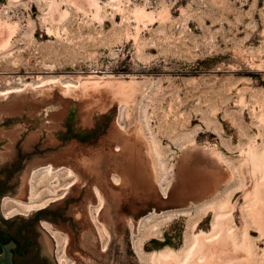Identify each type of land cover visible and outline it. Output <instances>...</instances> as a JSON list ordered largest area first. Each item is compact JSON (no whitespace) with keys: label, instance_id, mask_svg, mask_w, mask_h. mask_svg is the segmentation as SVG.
I'll return each instance as SVG.
<instances>
[{"label":"rangeland","instance_id":"rangeland-1","mask_svg":"<svg viewBox=\"0 0 264 264\" xmlns=\"http://www.w3.org/2000/svg\"><path fill=\"white\" fill-rule=\"evenodd\" d=\"M40 211L53 264L184 259L218 215L264 264V0H0V226Z\"/></svg>","mask_w":264,"mask_h":264},{"label":"bare ground","instance_id":"bare-ground-1","mask_svg":"<svg viewBox=\"0 0 264 264\" xmlns=\"http://www.w3.org/2000/svg\"><path fill=\"white\" fill-rule=\"evenodd\" d=\"M91 77L93 78V80L98 77L100 78V76H97V75H94ZM90 78H88L89 80H85L86 82L83 85L87 87L88 84L90 85L95 84L97 86L99 82L96 80L91 81ZM80 83L82 84L81 81ZM89 86L87 88H89ZM86 87L84 88L86 89ZM71 88L73 87L68 86L69 90ZM44 170L47 175H54V176L58 175L63 170H66L67 175L75 174L71 168H66V169L58 168L57 169L56 167H54V165H47L45 166ZM76 178L77 176H75L74 179ZM97 191H99L98 188H97ZM37 194H38V191L33 190L31 194L32 197L30 199L31 200L30 203H27V204L24 203V206L32 210L31 208L32 206H34V203H35L33 199H34V196H36ZM99 196H101V194ZM217 219L218 220L215 221V223L213 224L214 225L213 230L210 233L198 234L197 236H194L193 241L189 244L188 248L187 249L185 248V250L183 251V254L185 253L184 259H181L180 255L174 250H165V251H162V253L159 255V259H160L158 260L159 264H241L240 258L242 256H240L241 254L239 255L241 250L245 251V255L243 259H247V258L252 259L254 257V251L251 249L249 241H245L244 246L243 244L240 246L239 245L240 243L238 244V242L235 241V239L237 238L235 237L234 239L230 236L231 234L234 235L233 233H231L230 228L228 229L226 234L222 232L220 228V223H219V220L221 218H219V215L217 216ZM227 235L229 237H227ZM230 243L232 244L231 247H229Z\"/></svg>","mask_w":264,"mask_h":264},{"label":"flooded vegetation","instance_id":"flooded-vegetation-1","mask_svg":"<svg viewBox=\"0 0 264 264\" xmlns=\"http://www.w3.org/2000/svg\"><path fill=\"white\" fill-rule=\"evenodd\" d=\"M42 218L51 219L47 211H40L15 232L10 224L0 226V256L4 255L5 247L13 244L9 251L14 264H53L48 256L40 253L39 241L33 229V225L41 223ZM23 227L26 232L22 231Z\"/></svg>","mask_w":264,"mask_h":264},{"label":"water","instance_id":"water-1","mask_svg":"<svg viewBox=\"0 0 264 264\" xmlns=\"http://www.w3.org/2000/svg\"><path fill=\"white\" fill-rule=\"evenodd\" d=\"M13 244L8 245L5 247V253L4 255L0 256V264H14L12 259V254L9 251L10 247H12Z\"/></svg>","mask_w":264,"mask_h":264}]
</instances>
